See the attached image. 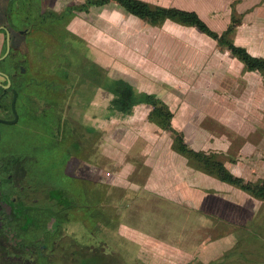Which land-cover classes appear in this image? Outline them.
I'll use <instances>...</instances> for the list:
<instances>
[{
	"label": "rangeland",
	"instance_id": "obj_1",
	"mask_svg": "<svg viewBox=\"0 0 264 264\" xmlns=\"http://www.w3.org/2000/svg\"><path fill=\"white\" fill-rule=\"evenodd\" d=\"M83 1L40 0V8L45 14L63 12L66 7ZM147 1L183 5L177 0ZM239 1L231 4L236 25L230 38L250 54L264 57V0ZM33 9L31 13L35 17L37 12ZM16 11H22V7ZM72 14L68 20L49 15L46 22H38V28L49 32L46 35L51 44L49 52L63 55L64 67L52 70L53 63H57L52 60L47 72L34 78L40 82H31L28 72L25 77L28 93L24 92L23 97H28L37 115L49 114V121L25 118L15 126L0 123L2 151L20 152L17 154L20 171L28 175L30 167L35 166L40 177L64 185L60 188L64 214L53 213L64 215L65 220L59 225L63 231L57 230L54 236L41 231L46 219L45 224L39 222L28 231L27 238L23 235L26 231L14 224L8 234L15 232L16 239L26 245L31 239L46 243L47 251L53 246L54 238L59 240L57 258L51 264H70L73 254L89 250L101 255L102 264H170L176 260L184 263V250H173L169 243L173 233L168 225L173 218L177 219L173 222L176 224L185 210L181 206L172 208L163 194L158 198L143 187L152 181L149 177L152 166L178 168L182 163L187 166L185 158L173 151L171 132L151 120V105L137 104L128 111L124 107H112L115 96L111 89L118 79H123L136 93L157 94L172 111L175 118V123L171 118L172 127L183 132L189 146L213 151L226 167L233 169V174L256 182L264 179V77L248 71L217 40L195 26L171 20L153 26L114 2ZM21 20L12 15V22L19 28L29 25ZM224 21L223 16L215 27L226 29L230 22L227 25ZM17 46L27 52L23 44ZM20 64L24 72L28 71L25 63ZM31 127L38 128L42 134L30 131ZM43 134L52 136L54 144L38 143L47 137ZM27 155L39 158V165L36 158ZM170 155L176 156L172 159ZM65 160L66 173H73L75 181L62 176L56 166ZM126 176L137 186L134 195L137 191L142 196L135 197L133 203L128 199L124 202L122 218L118 183ZM26 178L18 177L15 183L26 186ZM13 186L18 189L9 186L11 197L31 199L26 196L27 190ZM230 192L242 206L248 201L257 210L254 215L241 216L246 225L225 227L220 221L225 234L214 229L211 241L207 242L206 257L200 261L193 256L194 264H264V201L235 187ZM158 202L160 208L151 205ZM237 204L235 201L232 205ZM3 206L0 214L10 219L17 220L27 213L40 220L51 217L50 212L56 211L60 204L47 205L40 198L36 211L48 206L46 212L43 210L45 214L35 210L23 213L20 208L17 216L11 213L10 204ZM235 216L237 213H233ZM143 224L156 228L149 231ZM120 228L124 229V235ZM229 235L238 240L230 244L221 240ZM172 239L178 244L177 238ZM138 253L141 257H137ZM173 253L179 259L169 258L168 254ZM34 264L50 263L37 259Z\"/></svg>",
	"mask_w": 264,
	"mask_h": 264
},
{
	"label": "flooded vegetation",
	"instance_id": "obj_2",
	"mask_svg": "<svg viewBox=\"0 0 264 264\" xmlns=\"http://www.w3.org/2000/svg\"><path fill=\"white\" fill-rule=\"evenodd\" d=\"M6 1L7 4L4 10L6 14V24L3 29H5L7 35L3 51L0 54V123L9 126H15L25 118L34 121L48 122L50 119L48 116L50 115L46 112L37 115L32 111V103L29 102L28 97L26 95L23 97L24 92L25 94L28 93V91L25 90L27 87L25 77L27 76L26 73L28 72L32 78V82L35 77L45 74L50 68L49 64L52 63V60H57L55 65L53 63L52 70L54 68L57 69L59 66L64 67L62 60L63 55H57V53L54 54L49 52L51 44L48 42V37L46 36L49 32L38 28L40 25L38 22L44 23L47 21V17H45L46 14L43 13L44 11L40 8V0ZM18 4L21 5L16 6ZM32 4H34L33 7ZM20 7H22V11H16V8ZM32 8H34L37 12L35 17L31 13ZM12 15H14V19H22L21 21L29 25L19 28L20 26L12 22ZM17 44H23L27 52L24 53L25 50L22 51V49H20ZM49 59H51V62H49ZM20 62L27 65L28 71L24 72L23 64H20ZM56 98L58 99V96H56ZM13 99L14 109L12 106ZM32 130H34L35 133L40 132V135L42 134L41 131L36 127H31L30 131ZM51 137L52 136H47L46 138L42 137V139H39L37 142L44 145L47 142L53 143L51 141L53 140ZM2 149L3 142L1 140L0 131V210L4 207L3 205L10 204L11 213L14 216L20 215V208L22 211H24L23 213H25V211H36L40 198L41 201L47 205H50L51 202H54L57 207L58 203L60 206L56 209V211H53L52 213L50 212L52 215L51 217L47 216L46 218L40 220L39 218L34 219L30 215L28 216L27 213L23 215L24 217L17 218V220L10 219V217H5L4 215L0 214V264H34L37 259H45L47 263L49 262L51 264L53 263L51 261L57 258V253L55 251L59 240L56 241L54 238L53 246L51 249H49V251H47L46 243L32 241L31 239L28 245H26V243L20 241V239H16L18 236L15 234V232L10 234L8 233L9 231H12L10 227L11 225H18L21 227L20 230L26 231V234L23 235L27 238V232L32 230L33 227L39 225V222L41 224H45L46 219L47 222L45 227L41 231H44V233L47 232L49 235L52 234V236H54L53 233H55L57 230L63 231L62 227L60 229L59 225L65 220L64 215H56L61 212V214H64V206L62 205L64 204V201L61 198L63 195L60 197V192L62 191L60 188L64 185H61L59 181L50 180L48 177H40L39 173H37L35 170V166L32 168L30 167L31 170H28V175H25L26 171H20L19 169L21 160L17 154L20 152H15L11 149L2 151ZM8 155H12V157L9 158ZM27 156L36 158L35 162H37V165H39V158L33 155ZM66 162L67 160L60 163V165H58V163L55 164L58 166V169L61 170L62 176H66L70 180L75 181V179H73L75 178L73 173H66ZM9 166L13 167V169ZM18 177L21 179L27 177L26 186L25 184L20 185L21 183L18 181V183H15V181L18 180ZM13 184L19 186V190L21 191L27 190L28 194L26 196L31 199L28 200L26 198L18 199L11 197L12 191H9V186H12L14 189H18L16 186H13ZM52 188L56 189V192L53 193L54 190ZM34 204L35 206H33ZM47 207L48 206H44L41 209L45 210ZM43 210L40 211L41 214H45L46 210L45 212ZM37 211L39 212V209H37ZM55 212L56 215L53 214ZM18 220L19 222L21 221V223L17 222ZM41 231H39V233ZM43 236H45V234H43ZM38 239L41 240L42 238L40 239L39 237ZM28 252H31V254L29 255ZM73 253H75V251H73ZM87 255L95 256L96 252H91L89 250ZM62 256H60L59 259H61L63 262L64 259H62ZM76 256H74V254L71 256L74 257V260L71 259L72 263L70 264H79L78 262L80 260V254H76Z\"/></svg>",
	"mask_w": 264,
	"mask_h": 264
},
{
	"label": "crops",
	"instance_id": "obj_3",
	"mask_svg": "<svg viewBox=\"0 0 264 264\" xmlns=\"http://www.w3.org/2000/svg\"><path fill=\"white\" fill-rule=\"evenodd\" d=\"M177 1L181 2L183 5H178L176 3L163 4L160 2L155 4L165 7H177L184 10L195 11L212 30L218 33H220V30L222 31L225 28H216L215 25H220V20L223 16L225 17L224 23L227 25L229 24L232 14L231 4L234 3V0ZM242 1L243 0H240L239 2L241 3ZM6 4V0H0V54L3 51L7 35L5 29H3L6 24V14L4 11L6 8ZM216 89L220 90V86H217ZM174 121L175 118L173 117L172 123H175ZM187 144L189 145V143ZM199 150L207 151L204 149ZM175 156L176 155H170L172 159H174ZM185 162L187 164L186 159ZM158 166V168L157 166H152V168L150 169L149 177L151 175L152 181L150 180L146 182L143 189L146 191H152L151 194L158 198H160V196L163 194L169 200V206H173L172 208L174 209L177 206H181L182 209L185 210V212L181 213L182 215L176 224L173 222H176L177 219L173 218L170 219L171 221H169L168 226H170V230L173 233V236L170 238L169 243H171L173 250H184V258L186 260L184 261V263L180 260H176L174 262L170 261V264H194L192 262L193 256L202 261L207 255V242L211 241V235L213 234L214 229L217 228V230H220L219 233L223 230V225L220 227V221H222V223H225L224 226L246 225L245 219H242L241 216L254 215L257 210L255 205H253V203L251 205L248 201H245V205L242 206L241 203L237 200L238 197H235V195H232V193L230 192V188L231 190L232 188H234L232 185L222 182L201 171L195 170L188 165L186 166L184 163H182L178 168L173 167L174 165L171 167L167 165L160 167V164ZM229 170L231 172H234L231 168H229ZM112 182L109 183L111 184V186L114 185ZM118 184L121 188V198L119 200L121 208L119 215L123 218V211L125 210L124 202L128 199L130 203H133L135 200L134 198H140L142 196V193L139 194L136 191V195H134L133 189H135V187L137 186L134 183L132 184L127 176L124 178V180H120V183ZM130 196L131 198H128ZM235 201H237L238 203L236 206L232 205ZM159 202L152 203L151 205L159 206ZM147 208L145 207V209ZM147 210L150 211V208H148ZM230 213H232V216H229ZM233 213H237L238 216H235L233 218ZM143 225L146 226V230L151 229L153 232L156 228V226L154 225ZM162 226L168 227L165 224ZM120 230L121 234L124 235V229L120 228ZM223 233L225 234L224 230ZM172 238H177L178 244ZM235 239L238 240V237L234 238L233 235H229L223 237L221 240L230 244L231 241ZM205 246L206 248H204ZM194 252L197 253L193 254ZM168 255L169 258L174 257L179 259V257L174 253ZM160 256L162 255L160 254ZM137 257H141L140 253L137 254ZM222 258L223 256L220 258V260H222ZM200 263L201 262L197 264Z\"/></svg>",
	"mask_w": 264,
	"mask_h": 264
},
{
	"label": "trees",
	"instance_id": "obj_4",
	"mask_svg": "<svg viewBox=\"0 0 264 264\" xmlns=\"http://www.w3.org/2000/svg\"><path fill=\"white\" fill-rule=\"evenodd\" d=\"M116 3L120 8L129 14H132L153 26H160L166 20H171L184 26H195L199 31L217 40L220 46L225 47L232 56L239 59L248 71L257 72L264 77V57L250 54L243 46L236 45L230 38L235 27V17L232 14L230 24L221 33L213 31L195 11L180 9L177 7H165L152 4L145 0H84L81 4L71 5L61 13L51 12L45 17L52 15L54 19L68 20L76 12H88L93 7L102 6L109 3ZM56 20V21H58ZM240 22V21H239ZM111 89L112 107H124L129 110L130 107L146 103L152 106L150 118L159 127L169 130L172 134V149L187 160V165L195 170L201 171L222 182L228 183L235 188L242 190L255 198L264 201V179L252 182L243 177L233 174L220 160L213 151L195 150L184 140L182 131L172 127V111L164 104L155 93H136L132 85L118 79ZM88 253V252H87ZM87 253H80L79 264H102L101 255L88 256ZM72 263V260L68 261Z\"/></svg>",
	"mask_w": 264,
	"mask_h": 264
},
{
	"label": "water",
	"instance_id": "obj_5",
	"mask_svg": "<svg viewBox=\"0 0 264 264\" xmlns=\"http://www.w3.org/2000/svg\"><path fill=\"white\" fill-rule=\"evenodd\" d=\"M15 98V97H14ZM12 106H13V109H14V99H13V102H12Z\"/></svg>",
	"mask_w": 264,
	"mask_h": 264
}]
</instances>
